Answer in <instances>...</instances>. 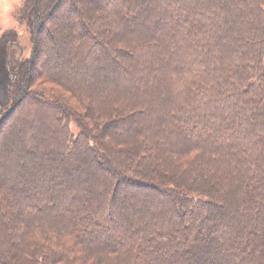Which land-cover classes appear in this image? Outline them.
<instances>
[{
  "label": "trees",
  "instance_id": "16d2710c",
  "mask_svg": "<svg viewBox=\"0 0 264 264\" xmlns=\"http://www.w3.org/2000/svg\"><path fill=\"white\" fill-rule=\"evenodd\" d=\"M17 18L34 48L0 118V264H264V0Z\"/></svg>",
  "mask_w": 264,
  "mask_h": 264
},
{
  "label": "rangeland",
  "instance_id": "374dc122",
  "mask_svg": "<svg viewBox=\"0 0 264 264\" xmlns=\"http://www.w3.org/2000/svg\"><path fill=\"white\" fill-rule=\"evenodd\" d=\"M27 1L0 0V118L9 110L18 93L15 87L12 91L10 86L15 75L12 73V66L28 60L34 48L31 30L26 22L19 23L17 18L20 8ZM35 88L62 95L54 86L40 84Z\"/></svg>",
  "mask_w": 264,
  "mask_h": 264
},
{
  "label": "water",
  "instance_id": "95a60500",
  "mask_svg": "<svg viewBox=\"0 0 264 264\" xmlns=\"http://www.w3.org/2000/svg\"><path fill=\"white\" fill-rule=\"evenodd\" d=\"M10 109H11V107L9 108V110H7L6 112H5V114H9V111H10ZM4 116H2V118H3ZM1 118V119H2Z\"/></svg>",
  "mask_w": 264,
  "mask_h": 264
}]
</instances>
